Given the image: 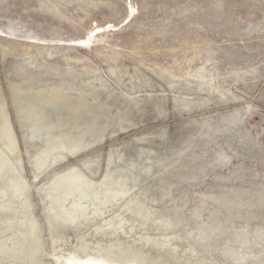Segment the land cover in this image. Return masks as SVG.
I'll return each instance as SVG.
<instances>
[{
	"label": "rangeland",
	"instance_id": "rangeland-1",
	"mask_svg": "<svg viewBox=\"0 0 264 264\" xmlns=\"http://www.w3.org/2000/svg\"><path fill=\"white\" fill-rule=\"evenodd\" d=\"M4 123L0 264H264V0H0ZM74 171L127 193L64 222Z\"/></svg>",
	"mask_w": 264,
	"mask_h": 264
},
{
	"label": "bare ground",
	"instance_id": "bare-ground-1",
	"mask_svg": "<svg viewBox=\"0 0 264 264\" xmlns=\"http://www.w3.org/2000/svg\"><path fill=\"white\" fill-rule=\"evenodd\" d=\"M0 138L6 141V149L9 152H13L15 150V144L9 128L6 127V123H4L2 127H0ZM57 144L60 146V148H65L63 143L57 142ZM54 148L55 147H52L53 150ZM47 158L48 154L45 153L41 155V157L38 159V162L43 165ZM9 168V161L3 155L2 151H0V172H2L3 170L9 171ZM10 182L12 184L11 188L13 189L12 195L15 194V197L20 198L23 195V185L19 182ZM101 186L102 185H100L99 187ZM108 186L109 187L104 188L102 193H99L95 190V186L87 179H85L83 174L77 171L68 172L67 174H64L63 176L57 178L52 184V194L48 195L49 201L51 203L50 210L56 217H62V220L64 222H75L78 217H84V215L90 208V214L93 216H98L101 213L103 207L105 208L109 204L120 200L119 198L123 197V195L127 193V191L123 190L121 188V185L117 182L110 183ZM112 186L114 188H112ZM0 193L2 194L3 191ZM99 196H101V198H99ZM121 222L122 220L119 221V223ZM29 223L30 226L27 229L26 233L21 234L23 236V240H26V237L28 238L36 236V223L32 219ZM16 246V244H13L14 249ZM3 248L4 245L1 244L0 251ZM112 249L113 246L110 245L106 250L102 251L104 253H102L100 250V252L102 253L100 259L94 258L87 260L85 259L82 261L77 259L78 261L76 263H73V261L70 259V264H122V262H126V264H153L152 261H149V263H147V259L144 258V256L138 250H125V254L121 253L120 255H116L114 254Z\"/></svg>",
	"mask_w": 264,
	"mask_h": 264
}]
</instances>
